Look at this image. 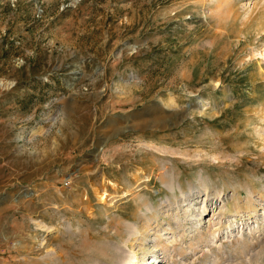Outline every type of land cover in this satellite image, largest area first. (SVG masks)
<instances>
[{"label": "rangeland", "instance_id": "374dc122", "mask_svg": "<svg viewBox=\"0 0 264 264\" xmlns=\"http://www.w3.org/2000/svg\"><path fill=\"white\" fill-rule=\"evenodd\" d=\"M0 264H264V0H0Z\"/></svg>", "mask_w": 264, "mask_h": 264}, {"label": "bare ground", "instance_id": "6f19581e", "mask_svg": "<svg viewBox=\"0 0 264 264\" xmlns=\"http://www.w3.org/2000/svg\"><path fill=\"white\" fill-rule=\"evenodd\" d=\"M142 228V227H141ZM139 229V228H138ZM140 230V229H139ZM136 257V256H135ZM133 262H134V260H133Z\"/></svg>", "mask_w": 264, "mask_h": 264}]
</instances>
